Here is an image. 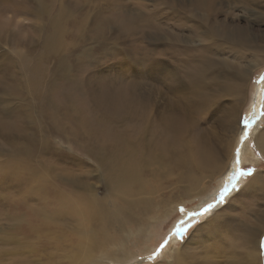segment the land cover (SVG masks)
<instances>
[{
    "label": "bare ground",
    "instance_id": "obj_1",
    "mask_svg": "<svg viewBox=\"0 0 264 264\" xmlns=\"http://www.w3.org/2000/svg\"><path fill=\"white\" fill-rule=\"evenodd\" d=\"M23 1L0 0V43L8 41L13 43L14 47L12 46L11 50L17 55V57H5L3 54L5 59L2 61L5 62L7 71H3L4 76L0 78V86H7L9 83L7 80H10L11 84H9L8 89H0L16 94L22 100L21 102H24L26 96L31 94L41 98L43 100L41 110L45 113L47 111L54 113V117L47 118L49 125L45 128L48 129L47 132L49 131L53 133V136H56H54L53 142L46 139L47 136L45 137L43 133V127L41 128L36 123L35 115L31 114V110L28 111L27 109L25 112L20 108L17 110L15 122L18 123V126L14 131L8 126V123L1 121L0 116V128L2 129V125L7 128L6 132L0 131V138L4 141L3 145L8 146L6 151L10 155L8 159H4L6 162L0 170L2 173L0 177L8 179L10 183L13 182L12 184L17 185L21 192L25 188H29L35 192L37 199L42 200L41 205L35 203V209L31 211L32 216L38 219L34 224L42 226L40 229L42 235L49 238L53 237L55 240L62 238L65 232L61 230L60 223L74 222L82 227V235L76 247V250L81 252V258L72 259L68 253L62 255V258L68 260L69 264H109V262H113V259L114 261H121L120 264L129 263L131 257L128 259L121 258L110 251V248L125 242L126 238H131L145 229L147 221L156 216L155 210L168 208L174 204H170L173 202L170 197L160 199L155 195L156 187L152 185L151 179H156V182L162 180L160 178L163 169H165V166L161 168L158 164L164 161L167 165L176 164L177 177L174 180H177L179 193L175 201L181 203L196 196H203L208 190L210 181L215 177H218L221 182L217 191L219 194L229 179L235 175L233 173H236V168L243 162L242 155L245 154V151L249 154L252 153V148L245 141L242 144L239 143V150L236 147L237 152L234 158L228 165L225 164L231 150V137H227L225 134L227 127L223 128L222 143L219 141L223 156L221 153H217L216 148H210L204 143L206 134L203 131L197 133L198 125L193 122L194 114L199 113L200 110H209V102L204 99L207 95L203 94L202 91L204 88L206 90L224 91V93L216 94L223 98L232 92L241 93L242 86L240 88L238 83L229 87L222 82L218 84L216 77H213L215 80L209 77L217 76L218 73H229L236 75L238 82L246 78V72L243 70L239 73L228 72L224 62L215 61L214 53L222 52L225 46L227 49H232L242 46L248 47V45L241 37L231 36L227 38L224 32L220 34L215 32V27L209 19L213 7L207 8L205 6V3L210 0H205L202 6L199 7L198 4L196 8L185 5V0H177V8L171 7L169 9L177 11L179 37L177 34L171 35L163 32L164 34H156L151 38L153 45H161L167 48L171 39L176 37L177 51H182L185 54L176 53L173 55L172 63L170 61H157L155 64L150 63L138 69L139 74H145V79L155 80L157 83L142 82L127 73H121L117 78L114 77L116 80L112 79L104 83L101 79L97 81V77L99 78L96 75L97 71L93 72L92 70L89 76L80 71L89 63L87 59L90 55L89 49L82 51L83 58L73 61L71 70L62 73L67 85H69L68 91L75 93L91 107V112L82 118L81 127L75 128V122H71L73 126L69 130L64 128L67 114L62 112V109L66 110L69 107L68 101L72 104V99L62 95L57 103V109L60 113H57V110L50 106L48 98L53 80L47 85L45 97L40 92H35L34 89L31 93H27L24 85V81L33 77L32 71L37 72L38 82L46 81L48 78L49 68H47V64L50 61L49 58L56 53L59 43V30L65 31L62 13L57 14L53 0H48L49 3L46 0H28L30 5L25 8L13 5ZM75 6L76 4H73V7ZM198 7L200 11H197ZM6 12H11V15L7 17L8 22L5 23L2 16H7ZM22 14H26L24 16H29L35 21H40L41 26L36 23H28L26 28H30V31L26 32L27 35L17 37L15 32L12 34L10 25L14 22L18 24L19 21H16V18ZM134 15L141 16L143 19L148 17L146 14L136 12ZM185 19L195 29L193 36L205 37L195 42H189V37L184 38L182 27L185 25ZM126 24L136 26L135 30H128L124 27L129 33H137L141 36L145 34V31L141 29L142 23L130 20L124 23V25ZM106 27L109 28V21L97 23L89 28L78 27L74 34L77 36L81 32L80 37L82 39L83 35L84 40L87 37L90 38L94 42V52L98 54L102 50L98 41L104 35ZM31 30L38 33L36 38L29 36ZM12 35L14 36L13 39ZM181 35L183 39L180 38ZM18 38H22V40H18ZM203 42L204 44H202ZM233 42L236 44L234 45ZM111 50L114 49L109 48V51ZM68 51L71 50L68 49ZM98 63L93 64L92 67L97 69ZM53 66L59 69V66ZM9 68L15 69L12 78L5 73L8 72ZM85 68L87 69V67ZM214 70L218 73H214ZM252 72L250 71V74ZM56 73L57 71L52 76H55ZM98 73L101 74L102 71L100 70ZM0 75L2 76V74ZM249 78L250 75L248 80ZM45 83H42L43 87H46ZM164 84H169V87L164 91L165 101L160 102L158 99L165 98V95L160 93ZM5 91L2 90V93L4 94ZM152 92L154 94H151ZM164 105L166 107L162 108ZM27 106L31 107L29 103ZM7 107L5 110H0V115L6 112ZM150 113L152 116L148 119ZM59 114L64 115L65 118H60ZM148 120H150L151 125L153 124L154 129H147ZM224 125L229 126L230 124L225 120ZM45 128L43 129L45 130ZM69 132L74 147L78 146L77 150L83 156H90L99 165L103 176L109 181V185L117 176H123L125 179V182L119 180V189L116 185L112 189L111 195L104 201L100 200L99 205L91 203L87 196L79 193L83 189L79 188L80 183L77 176L65 179L61 172L56 171L57 163L65 157L58 151L59 148H65L64 143L61 146L60 140L68 142L66 134ZM120 132L125 133L128 141L120 143L116 140L120 137ZM146 137L150 143V157L146 154L142 157L141 162H137L138 153L132 149L142 146L146 150ZM187 142L189 148L184 150ZM132 143L133 145H131ZM253 144L264 156V128L256 133ZM1 146L0 151L3 150ZM154 149L159 154L158 156L154 153ZM48 155L56 156V160L46 159ZM237 156L240 161L238 166L235 163ZM71 161V159H67L66 163ZM239 177L241 178V176ZM260 177L262 176L259 173L254 174L244 184L243 188L236 193L232 192L233 195L230 199L232 198L236 202L239 199L238 196L242 197L247 190H254L252 189L253 185L255 188L257 187L253 193H248L251 195L248 202H242L237 206L238 216L235 215L236 213L230 216L225 213L227 207L229 212L234 211V205L231 207L226 205L221 210H216L212 216L195 228L194 236L190 240L182 244L181 248L173 250L171 264H218L221 261V263L228 261L231 263L232 261L235 262L236 256L239 257V255H242V259L249 264H259V237L264 231V203L262 202L264 201V181H260ZM241 181L242 179L238 180L236 177L237 184ZM129 186L133 187L134 190L129 191L126 188ZM73 190L76 191L73 192ZM64 191H69L70 194H66ZM192 193L196 194L190 197ZM52 195V199L48 201ZM117 195L119 201L125 204V208L119 207L121 205L117 201L113 202L112 207L117 208L115 214L120 219L116 218L111 222L110 215L103 212L100 207L109 198L114 199ZM168 203L169 205H167ZM47 206L54 210V213L46 222H43V209ZM247 216H254L258 224L253 223ZM27 220L23 215L20 218V223H26ZM55 227L59 229L54 231ZM69 247L70 245H65L62 248L69 249ZM237 249H240L243 254L241 252L238 254ZM157 264L168 263L164 257L163 261Z\"/></svg>",
    "mask_w": 264,
    "mask_h": 264
},
{
    "label": "rangeland",
    "instance_id": "obj_2",
    "mask_svg": "<svg viewBox=\"0 0 264 264\" xmlns=\"http://www.w3.org/2000/svg\"><path fill=\"white\" fill-rule=\"evenodd\" d=\"M53 1H55V10L57 14L60 15L62 13L65 31L59 30V43L56 53L49 58L50 61L47 64L49 75L46 81H43L46 82V87L42 86L43 82L37 81L36 71H32L33 77L28 81H24V85L27 93H31L34 89L35 92H40L45 97L47 85L53 80V84L48 93V98L50 106L55 108L57 113H60L57 109V103L62 95L72 99V104L67 100L69 107L66 110L62 109V112H66L67 114L66 124H64L65 129H72L71 126H73V124L71 122H75V128H80L82 118L91 112L90 105L83 102L72 91H68L69 85H67V82L62 75L63 72L72 69L73 61L75 59L83 58L81 55L82 51L89 49L90 55L87 58L89 63L86 64L87 66L80 69V71L88 76L91 74L92 70L93 72L97 71L96 75L99 76V78L97 77V81L101 79L102 83L112 79L116 80L121 73L130 74V76L138 78L142 82L157 83L155 80L145 79L144 73L139 74V67H145L150 63L155 64L157 61H170V63H172L173 55L176 53H184L182 51H177L176 37L171 39V43L167 48L161 45H153L151 38L156 34H164L163 32L170 33L171 35L177 34V37H179L177 32V11H171L169 9L177 6V0ZM204 1L205 0H185L184 4L196 8L198 4L199 7L202 6ZM46 2H48V0H46ZM73 4H76V6L73 7ZM13 5L17 7L23 6L25 8L27 5H30V2L24 0L23 2H17ZM205 6L207 8L213 7L209 19L215 27V32L217 34L224 32L227 38L231 36H236L237 38L241 37L248 45V47L242 46L232 49H227L226 46H223L224 48L222 52L217 54L214 53L215 61L224 62V66L228 72L235 71V73H239L241 70L245 71V80L238 82L236 81V75L218 73L216 70L213 72L218 73L217 76L209 77L210 79L216 77L218 84L222 82V84L229 87H232L231 85L234 83H238L240 88L242 86L241 93L239 92L238 94H235L232 92L223 98L216 94L224 93V91L216 89L206 90V88H204L202 91L203 94L207 95L204 99L209 102V110H200L199 113L193 115V122L198 125L196 132L202 133L203 131V133L206 134V140L204 143L210 148H216L218 154H222L219 141L222 143L221 138L223 136V128L227 127L225 134L227 137H231V150L225 164L228 165V163L231 162L237 152L238 146L244 143V141L250 148H252V153L248 148L251 154L245 151V154L242 155V159L244 158L242 160L243 162L239 165V169L244 172H247L249 169L253 170L249 175H243L241 178L237 176L238 180L242 179L238 184L239 189H241L254 174L259 173L262 176L260 177V181H264V156L259 153L255 144H253L256 133L264 128V80H261V77H264V0H210L205 3ZM199 7L197 11H200ZM133 12L146 14L148 17L143 19L141 16L134 15ZM10 13L6 12L7 16H2L5 23L8 22L7 17L11 15ZM24 15L26 14H22L16 18V21H19L18 24L14 22L10 25V29L13 33L10 32L12 34L15 32L17 37L27 35L26 32L30 31V28H26V24L28 23H36L41 26L40 21H35L31 17ZM130 20H136L142 23L141 29L145 31L143 36L137 33L131 34L126 30L136 29L135 25H124V23ZM105 21H109V28H105L104 35L98 41L102 50L97 54L94 52V42L90 38L87 37L84 40V35L83 39L80 37L81 32L77 36L74 32L78 27L84 26L85 28H89L92 25L103 23ZM184 24L186 26L183 25L182 27V35L184 38L189 37V42H195L205 37L193 36L192 34L195 29L191 27L190 22L185 19ZM179 28L180 27L178 26V29ZM37 35L38 33L33 32L32 30L29 34V36L35 38ZM182 35L180 36L181 39H183ZM13 38L14 36L12 35V39ZM18 40H22V38H18ZM235 42H233L234 45L236 44ZM202 44H204V42ZM12 46L14 47V44L10 41L0 43V74H2V76L0 75V78L4 76L3 71H7V66L2 60L5 59V57H17V55L11 50L13 48ZM109 48L114 50L109 51ZM68 49L71 51H68ZM3 54H5V57ZM108 60H110V62H108ZM99 61L100 63H98ZM96 63L99 65L97 69L94 66L92 67V65ZM53 65L59 66V69H56ZM88 65L90 66L88 67ZM85 67H87V69ZM14 70L15 69L13 68H9L8 72L5 73L12 78ZM100 70L102 71L101 74L98 73ZM56 71L57 73L55 76H52ZM250 71L253 72L250 74ZM249 75L250 78L248 80ZM100 76L102 77L100 78ZM213 80L215 79L213 78ZM7 83V86L4 87L1 85L0 88L8 89L9 84H11L10 80H7ZM168 87L169 84H164L160 89V93L165 95L164 91H166ZM2 90L5 91L4 89H0V97H2L0 98V110H5L6 107H8L6 110L7 114L4 112L3 115H0L1 121L8 123V126L13 131L18 126V123L15 121L17 119L16 113L19 108L20 110H24V112L27 109L28 111L31 110V114L33 113V115H35L36 123L39 124L41 128H45L49 125L47 123V118L54 117V113L51 111L45 113L41 110L43 108V100L41 98L37 97L35 94H31L26 96L24 102H21L22 100H20L16 94L11 91H5L3 94ZM151 94H154V92ZM256 96L258 97L256 98ZM165 99L166 95L164 99H161L162 101L160 99H158V101L164 102ZM27 103H29L31 107H28ZM164 107L166 106L164 105L162 108ZM151 116L152 114L150 113L148 119H150ZM59 117L62 118L64 115L62 116V114H59ZM225 120L229 122V126L224 125ZM152 125L150 120H148V124L146 125L147 129H154ZM135 126L138 128L136 124ZM43 128V133L45 137L47 136L46 139L53 142V138L56 135L53 136V133L49 131L47 132V128H45L46 131ZM0 131L6 132L7 128L2 125ZM245 132L248 133L246 137L244 136ZM67 134L68 142L60 140L61 146L64 143L63 146L65 148H59L58 151H60V154L65 157L57 163L56 171L61 172L65 179L77 176L80 183L79 188L81 187V190L83 189L79 193L83 196H87L91 203L99 205L100 200L104 201L109 195H111L112 189L116 185H118L119 189V180L125 182V179L123 176H117L109 185V181L103 176L99 165L96 164L90 156H83L77 150L78 146L74 147L70 132ZM119 135L120 137L116 139L118 142L124 143L128 141L125 133L120 132ZM3 144L4 141L0 138V146L2 145L1 147H3V150L0 151V160L2 159L0 161V170L5 165L6 161H4V159L6 160L10 156L6 151L8 150V146ZM146 144V150H144L142 146H137L132 149L135 153H138L136 159L137 162H141L142 157L146 154L150 157V143L148 142L147 137ZM131 145H133V143ZM188 148L189 144L187 142L184 150ZM52 152L54 153V151ZM154 153L157 156L159 155L156 150ZM46 157V159L50 158L51 160H56V156L48 155ZM67 159H71L72 161L66 163ZM60 164L61 166H59ZM175 165H167L165 161L158 164L161 168L165 166L162 177L160 178L162 180L156 182V179H151L152 185L156 187L155 195L160 199H167L170 197L173 201L170 202V204H174L168 208L155 210L156 216L147 221L145 229L136 235H133L131 238H126L125 242L113 245V247L110 248V251L114 254L116 253V255L121 258L128 259V257H131L129 263L126 264H157L162 262L164 257L167 263L171 264L173 250L175 248H181L183 246L182 244L187 240H190L194 236L193 231L196 227L205 222L216 210H221L226 205H229L230 207L233 205L235 206V210L230 212L228 211V207L225 208V213H228V216L235 213V215L238 216L239 210L237 209V206L242 204V202H248L251 197L248 193H253V191L257 189V187L255 188L253 185L252 189L254 190H247V192L242 195L243 198L241 196L237 197L239 198V202L236 200V202H234L232 198L230 199L233 193H236V191H231L227 194L224 204L219 205L204 217H193L190 216L189 213L198 212L205 204L212 203L218 197L217 191L220 188V179L218 177L213 178L210 181L208 190L203 196H196L193 199L176 203L177 201L175 200H177L179 190H177V180H174V178L177 177ZM225 167L226 165L224 168ZM233 174L236 175V173ZM1 175L2 173H0V176ZM12 183L13 182L10 183L8 179L0 177V264H69L68 260L62 258V255L65 253H68L72 259L81 258V252L77 251L76 247L79 244L78 241H80L82 235V227H79L74 222L66 223L64 221L65 223H60L62 226L61 230L65 232V235L62 238L55 240L53 237L49 238L48 236L42 235L40 230L42 226L34 224L38 219L32 216L31 213V211H34L35 209V203L41 205L42 200L37 199L35 192L29 188H25L24 191L21 192L17 185ZM126 188L129 191L134 190L131 186ZM74 191L76 190H73V192ZM68 192L69 191H64V193L70 194V192ZM195 194L196 193L190 194V197ZM52 197L53 195L48 198V201L52 199ZM117 197L118 195L114 199L109 198L104 203L106 207L104 205L100 207L103 212L110 215L112 219L110 220L111 222L116 220V218L120 219V217L115 214L117 208L112 207L113 202L117 201L121 205L119 207L125 208V204L121 203ZM262 202L264 203V201ZM167 205H169V203ZM48 206L43 209V222H46L54 213V210ZM23 215L26 220L28 219L26 223H20V218ZM247 217L253 223L258 224L254 216ZM181 221H185L184 226H188V230L183 236H178L175 234V229L178 226H181ZM58 229L59 228L55 227L54 231ZM248 229L250 228L248 227ZM112 231L115 232V230ZM165 239L168 240L166 247H164L158 255H154ZM65 245H70L69 249L62 248ZM258 251L260 254L259 264H264V231L259 237ZM240 252L243 254L240 249H237V253L240 254ZM205 256L208 255L205 254ZM237 257L238 256H236L237 260L235 262L232 261L231 263H228V261L227 263L249 264L242 259V255H239L238 258ZM116 262L120 264L119 262L121 261H114L113 259V262H109V264H117ZM221 262L218 264H227Z\"/></svg>",
    "mask_w": 264,
    "mask_h": 264
},
{
    "label": "snow or ice",
    "instance_id": "obj_3",
    "mask_svg": "<svg viewBox=\"0 0 264 264\" xmlns=\"http://www.w3.org/2000/svg\"><path fill=\"white\" fill-rule=\"evenodd\" d=\"M261 80H264V77H261ZM247 135H248V133L245 132L244 136L246 137ZM235 163L237 164V166L240 163L238 156H237V159H236ZM252 171L253 170L249 169L247 172H244L241 169H239V167H237L236 170H235L236 175H233L229 179L227 184L220 190V192L218 194V197L212 203L205 204L198 212L189 213V215L193 216V217H204L207 214H209L210 212H212V210L217 208L219 205L224 204L227 194H229L231 191H238L239 190V186L236 183V177L237 176H243V175H249V174L252 173ZM180 225L181 226H178L175 229V234L178 235V236H183V234H185L187 232L188 226H184L185 225V221H181ZM167 243H168V240L165 239L164 242L160 245V247L156 250L154 255H158L159 252L164 247H166Z\"/></svg>",
    "mask_w": 264,
    "mask_h": 264
}]
</instances>
